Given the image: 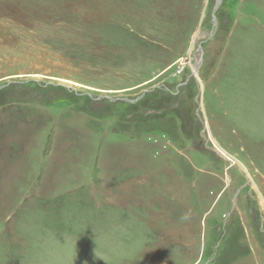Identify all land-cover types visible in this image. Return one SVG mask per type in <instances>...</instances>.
Returning a JSON list of instances; mask_svg holds the SVG:
<instances>
[{
  "label": "rangeland",
  "instance_id": "rangeland-1",
  "mask_svg": "<svg viewBox=\"0 0 264 264\" xmlns=\"http://www.w3.org/2000/svg\"><path fill=\"white\" fill-rule=\"evenodd\" d=\"M217 1L0 0V264H264V0Z\"/></svg>",
  "mask_w": 264,
  "mask_h": 264
},
{
  "label": "trees",
  "instance_id": "trees-1",
  "mask_svg": "<svg viewBox=\"0 0 264 264\" xmlns=\"http://www.w3.org/2000/svg\"><path fill=\"white\" fill-rule=\"evenodd\" d=\"M166 86L168 88H166ZM166 86L165 87L164 86L158 87V88H155L153 90L148 91L146 94H144V96L141 97V102L143 101V99H145L147 97L148 94L154 93L156 91H160L162 93L170 94L172 97H175V98H178L179 96H182V94L180 93V85L179 84H176L175 85V83L174 84L171 83V84L166 85ZM105 102H106L105 107L107 109L108 108V105H109V101H107V100L104 99L103 101L98 102V103H105ZM93 107H94V110L97 113L100 112V110L98 109V106L97 107L96 106H93Z\"/></svg>",
  "mask_w": 264,
  "mask_h": 264
},
{
  "label": "water",
  "instance_id": "water-1",
  "mask_svg": "<svg viewBox=\"0 0 264 264\" xmlns=\"http://www.w3.org/2000/svg\"><path fill=\"white\" fill-rule=\"evenodd\" d=\"M220 3H221V0H218L215 7H214V11H216L218 9V6L220 5ZM197 64H198V62H197Z\"/></svg>",
  "mask_w": 264,
  "mask_h": 264
},
{
  "label": "bare ground",
  "instance_id": "bare-ground-1",
  "mask_svg": "<svg viewBox=\"0 0 264 264\" xmlns=\"http://www.w3.org/2000/svg\"><path fill=\"white\" fill-rule=\"evenodd\" d=\"M122 12H123V11H122ZM119 14H120V13L118 12V15H119ZM118 15H117V16H118ZM220 149H221V148H220ZM223 155H225V156H226V154H224V152H223Z\"/></svg>",
  "mask_w": 264,
  "mask_h": 264
}]
</instances>
